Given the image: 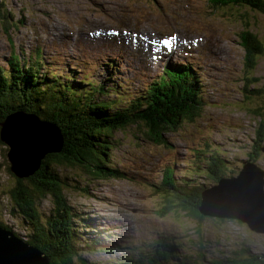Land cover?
Instances as JSON below:
<instances>
[{"label":"rangeland","instance_id":"rangeland-1","mask_svg":"<svg viewBox=\"0 0 264 264\" xmlns=\"http://www.w3.org/2000/svg\"><path fill=\"white\" fill-rule=\"evenodd\" d=\"M0 3L4 68L13 52L35 63L34 50L41 44L46 63L40 71L95 81L96 86L72 85L85 88L83 95H95V102L119 104L136 99L174 63H190L203 82L200 114L168 131L166 142L145 135L144 125L115 130L116 144L105 149L112 155L111 164L125 172L123 178L92 179L74 165L56 170L68 179L63 202L80 216L82 239L76 242L83 261L78 264H124L140 257L147 264L152 243L161 237L189 259L204 257L206 263L219 264L244 248L264 263L263 233L251 231L238 219L202 215L199 221L167 205L171 212L163 217L160 207L170 197L156 188L169 170L177 182L203 188L217 183V174H237L243 159L256 157L264 170V52L256 54L249 67L241 44L248 30L264 45V13L250 6L215 8L209 0ZM115 91L121 98L112 95ZM6 152L0 149V221L24 224L30 234L32 225L9 211L15 208L9 189L16 179ZM54 202L49 196L38 200L41 220L58 207ZM248 261L252 260L244 262Z\"/></svg>","mask_w":264,"mask_h":264},{"label":"trees","instance_id":"trees-1","mask_svg":"<svg viewBox=\"0 0 264 264\" xmlns=\"http://www.w3.org/2000/svg\"><path fill=\"white\" fill-rule=\"evenodd\" d=\"M209 2L215 8L250 6L264 13V0ZM241 38L246 64L252 67L256 54L264 52L263 42L248 30L243 31ZM41 49L40 44L34 50L35 63L24 62L25 58L13 52L7 59V67H0V121L8 113L17 110L35 113L60 128L63 149L59 153L48 154L41 168L31 177H15L16 181L9 189L16 200L15 208L10 207L9 211L13 215H21L24 223L32 225L31 233L29 234L24 224L20 227L19 224L0 221V225L38 247L49 257L50 264H78L83 261L76 242L82 239L78 228L80 216L74 213L73 207L66 206L63 202V190L69 185L68 179L67 176H60L56 170L62 166L74 165L92 174V179L123 178L125 172L111 164L112 155L105 149H111L116 144V139H112L115 130L123 131L133 124L144 125L145 135L158 143L166 142L164 135L168 131L175 130L187 120L193 122L200 114L204 105L201 89L203 82L190 63L179 62L167 66L164 75L154 79L150 87L138 94L136 99L125 104H119L120 101L95 102V95L89 92L83 95L81 90L85 88L79 90L72 83L96 86L97 82L86 78L77 80V76L70 78V74L60 75L46 71L47 74L40 71L46 63ZM99 87L97 85L95 89L101 94ZM69 92L72 94L70 98ZM112 95L121 98L118 91ZM83 97H86L85 101ZM1 148L3 152L8 150L0 141ZM251 160L256 161V157ZM223 176L220 174L216 179ZM162 179L156 188L170 197L160 207L164 208L161 212L163 217V213L171 212L164 207L167 205L174 211L180 208L179 210L197 217L199 221L204 219L198 211L203 187L190 184L189 181L177 182L171 170ZM47 196L58 207L43 221L36 206L41 197ZM152 246L154 249L152 248L151 255L146 260L147 264H209L204 257L189 259L184 253H178L180 249L174 248L176 245L166 242L163 237L155 240ZM174 254L177 256L173 257ZM258 259L254 255L251 257L246 249L239 248L235 256L224 258L219 264H264L262 261L258 263ZM247 260L252 261L244 262ZM124 264L146 262L140 257L132 263Z\"/></svg>","mask_w":264,"mask_h":264},{"label":"water","instance_id":"water-1","mask_svg":"<svg viewBox=\"0 0 264 264\" xmlns=\"http://www.w3.org/2000/svg\"><path fill=\"white\" fill-rule=\"evenodd\" d=\"M0 141L8 148L9 170L18 179L34 175L48 154L63 149L60 128L25 110L10 112L0 121ZM241 163L237 174L203 188L199 212L238 219L251 231L264 234V170L250 159ZM0 264H50V259L0 225Z\"/></svg>","mask_w":264,"mask_h":264},{"label":"bare ground","instance_id":"bare-ground-1","mask_svg":"<svg viewBox=\"0 0 264 264\" xmlns=\"http://www.w3.org/2000/svg\"><path fill=\"white\" fill-rule=\"evenodd\" d=\"M101 23H102V22H101ZM104 23H105V22H104ZM102 24H103V23H102ZM108 25H109V24H108ZM164 25H165V24H164ZM103 26H105V25H103ZM103 26H102V27H103ZM142 27H143V26H142ZM147 27H148V26H147ZM87 28H88V27H87ZM152 28H153V27H152ZM146 29H148V28H146ZM141 30H142V29H141ZM148 30H149V29H148ZM155 30H156V29H155ZM142 31H143V30H142ZM159 31H160V30H159ZM132 32H135V30L132 31ZM145 32H146V31H145ZM50 33H51V32H50ZM142 33H143V32H142ZM55 35H56V34H55ZM62 35H63V34H62ZM141 35H142V34H141ZM144 35H145V34H144ZM191 36H192V35H191ZM142 39H143V38H142ZM162 40H163V39H162ZM65 41H66V40H65ZM142 41H143V40H142ZM163 42H165V41H163ZM182 43H184V42H182ZM147 46H148V45H147ZM147 46H146V47H147ZM165 47H166V46H165ZM44 49H45V48H44ZM23 55H24V54H23ZM21 56H22V55H21ZM144 57H145V56H144ZM23 58H27V57L25 56V57H23ZM200 61H201V60H200ZM183 62H184V61H183ZM201 65H202V64H201ZM0 67L3 68V65H0ZM114 81H115V80H114ZM127 81H128V80H127ZM128 82H129V81H128ZM233 134H234V132H233ZM134 162H135V161H134ZM135 163H136V162H135ZM127 165H128V164H127ZM136 165H137V164H136ZM133 166H134V165H133ZM137 166H138V165H137ZM158 166H159V165H158ZM160 166H161V165H160ZM130 167H131V166H130ZM135 167H136V166H135ZM133 168H134V167H133ZM165 168H166V167H165ZM135 170L137 171L138 169H135ZM135 170H134V171H135ZM146 170H147V169H146ZM138 171H139V170H138ZM123 176H124V175H123ZM123 176H122V177H123ZM145 177H146V176H145ZM141 178H142V177H141ZM219 179H220V178H219ZM148 182H149V181H148ZM151 182H152V181H151ZM153 246H154V245H153ZM148 247H149V246H148Z\"/></svg>","mask_w":264,"mask_h":264},{"label":"flooded vegetation","instance_id":"flooded-vegetation-1","mask_svg":"<svg viewBox=\"0 0 264 264\" xmlns=\"http://www.w3.org/2000/svg\"><path fill=\"white\" fill-rule=\"evenodd\" d=\"M219 175H220V174H217V177H218ZM217 177H216V178H217Z\"/></svg>","mask_w":264,"mask_h":264}]
</instances>
